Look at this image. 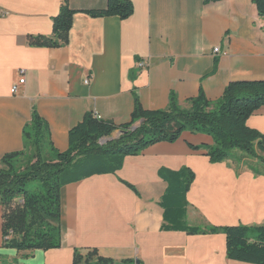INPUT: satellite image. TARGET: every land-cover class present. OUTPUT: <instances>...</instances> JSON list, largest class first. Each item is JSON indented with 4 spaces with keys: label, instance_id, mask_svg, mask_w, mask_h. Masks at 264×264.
<instances>
[{
    "label": "crops",
    "instance_id": "1",
    "mask_svg": "<svg viewBox=\"0 0 264 264\" xmlns=\"http://www.w3.org/2000/svg\"><path fill=\"white\" fill-rule=\"evenodd\" d=\"M131 1L134 13L122 19L84 12L107 0H68L78 11L68 42L48 47L32 40L52 36L64 0H0V160L24 149L34 108L53 146L66 151L69 131L87 112L129 122L134 93L145 109L167 108L172 92L188 107L201 90L216 101L232 81L264 80V16L253 0ZM248 124L264 133V107ZM191 144L212 145L213 139L185 131L174 143L127 156L116 173L66 185L59 248L26 255L4 247L0 204V264H74L76 250L93 249L115 264H253L228 258L224 233L163 229L168 183L159 170L184 166L196 174L187 194L188 225L264 224V174L251 159L235 151L241 161L212 163Z\"/></svg>",
    "mask_w": 264,
    "mask_h": 264
},
{
    "label": "trees",
    "instance_id": "2",
    "mask_svg": "<svg viewBox=\"0 0 264 264\" xmlns=\"http://www.w3.org/2000/svg\"><path fill=\"white\" fill-rule=\"evenodd\" d=\"M219 0H205L206 3ZM264 16V0H253ZM77 10L64 0L53 19V34L38 36L32 44L60 47L67 44ZM92 17L119 16L134 13L131 0H107L106 6L84 10ZM215 67H217V62ZM131 120L117 124L87 112L81 122L69 131V147L58 151L53 146L48 124L36 108L24 129V149L6 154L0 160V204L3 208V246L25 252L50 250L62 246L64 216L63 189L97 174L120 170L125 158L139 155L159 142L174 143L185 131L205 133L213 144L190 145L205 150L212 163L230 158L240 150L246 157L259 160L257 174H264V133L248 124V119L264 107V80L230 82L216 101L204 91L183 107L175 92L165 109H145L134 93ZM143 122L133 129L135 124ZM116 131H123L112 138ZM159 175L168 187L161 200L165 209L164 230H184L190 234L224 233L228 258L253 264H264V224L225 226H190L186 221L187 194L196 178L188 166L179 170L161 168ZM131 189L135 186L123 181ZM74 264H115L98 255L96 249L85 255L76 250Z\"/></svg>",
    "mask_w": 264,
    "mask_h": 264
},
{
    "label": "rangeland",
    "instance_id": "3",
    "mask_svg": "<svg viewBox=\"0 0 264 264\" xmlns=\"http://www.w3.org/2000/svg\"><path fill=\"white\" fill-rule=\"evenodd\" d=\"M119 136V131H117V132H115L114 134H113V137L115 138V137H118ZM236 152H241L240 150H235ZM235 151H233L232 153H231V156L230 157H232L234 160H238V161H241V159L240 158H238L237 156H235L236 154H235ZM248 158H250L251 159V161H250V164L254 167V168H259V164H257L256 162V158H253V157H248Z\"/></svg>",
    "mask_w": 264,
    "mask_h": 264
},
{
    "label": "built area",
    "instance_id": "4",
    "mask_svg": "<svg viewBox=\"0 0 264 264\" xmlns=\"http://www.w3.org/2000/svg\"><path fill=\"white\" fill-rule=\"evenodd\" d=\"M215 51L218 52L219 48H215ZM20 75H21L20 83H24L25 82V77H24L25 76V70H20ZM17 89H18V85L16 84L13 86V90L17 91Z\"/></svg>",
    "mask_w": 264,
    "mask_h": 264
},
{
    "label": "water",
    "instance_id": "5",
    "mask_svg": "<svg viewBox=\"0 0 264 264\" xmlns=\"http://www.w3.org/2000/svg\"><path fill=\"white\" fill-rule=\"evenodd\" d=\"M142 122H143V120H142L140 123L135 124V125L133 126V129H136V128H137ZM121 133H123V131H119V134H121ZM112 138H114V137H112Z\"/></svg>",
    "mask_w": 264,
    "mask_h": 264
}]
</instances>
